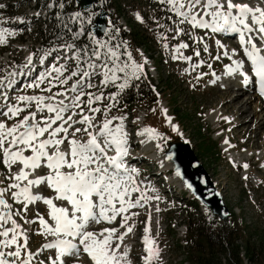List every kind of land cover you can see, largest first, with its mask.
I'll return each instance as SVG.
<instances>
[{"label":"snow or ice","instance_id":"1","mask_svg":"<svg viewBox=\"0 0 264 264\" xmlns=\"http://www.w3.org/2000/svg\"><path fill=\"white\" fill-rule=\"evenodd\" d=\"M157 3L171 22L165 26L155 15L149 17L156 28L163 29L158 33L163 47H169V39L183 35L195 45H203L207 53L205 37L234 33L244 58H233L239 56L237 49L229 51L215 39L218 50L224 51L212 59L228 58L225 74H238L245 84L250 73L254 75L255 90L264 97V0ZM70 5L71 0H44L31 13L34 18L55 21L51 47L43 54L39 49L29 53L18 69L27 77L23 88L39 92L12 96L9 90L20 91L14 87L18 73H8L7 79L0 75V264H133L130 246L124 244L138 215L132 209H150V202L159 200L147 187H140L145 182L137 181L138 170L128 163L126 113L111 114L121 94L130 86L139 87L138 82L146 78L145 63L136 61L127 41L120 38L121 28L111 19L106 25L95 22L94 18L103 15L96 10L103 7V0L81 10H69ZM7 7L0 3V24L24 19L5 17L2 10ZM135 19L147 23L139 11ZM198 30L203 36L196 34ZM5 33L15 35L7 29L0 32V44L5 43ZM188 47L184 41L174 45L171 58L191 61L192 56L181 51ZM34 55L41 66L38 75H32ZM140 55L146 62L142 52ZM193 55L200 56L199 47L193 48ZM162 111L171 122L166 109ZM171 128L177 131V125L171 124ZM143 131L149 138L163 137L152 127ZM243 167L247 169L248 164ZM135 193L139 195L134 197ZM41 203L46 206L45 214L37 210L30 217L31 209H38ZM118 218L119 228L98 227L112 225ZM36 221V234L44 242L33 250L30 240ZM143 232L146 255L141 260L158 264L160 249L148 235L147 225Z\"/></svg>","mask_w":264,"mask_h":264},{"label":"rangeland","instance_id":"2","mask_svg":"<svg viewBox=\"0 0 264 264\" xmlns=\"http://www.w3.org/2000/svg\"><path fill=\"white\" fill-rule=\"evenodd\" d=\"M154 1H155V4H158L157 0H154ZM127 2H135V0H127ZM27 6L30 8V5L27 4ZM157 10H158V15L157 14H153V15H155L159 19V23L161 25H165V26L169 25L171 22L166 19V15L163 14V11L161 10L159 5H158ZM123 17L125 18L124 15H123ZM122 21H125V20L122 19ZM154 27H155V30L153 33H154V40L156 41V44L154 47H152V50L150 51L151 53H153V51H157L159 54H161L162 57H165L169 52L172 53V47L174 45L179 44L181 41H184L183 36H180V37L176 38L175 40L169 39L168 40L169 47L165 48V47H163L162 37L158 35V33L162 32L163 29L162 28H156L155 23H154ZM167 35L171 36L172 34L168 33ZM38 41H40V38ZM38 41H34L33 35H31L28 38H25L24 43L20 42V43H22L21 45L19 42L14 43V45H12L10 51H16L17 56L18 55L24 56L26 54L27 50L31 49L30 45L32 44L33 46H36ZM212 47H213V45H212ZM213 53H215V51H213ZM155 54L156 53H154V55ZM194 57H196V56H194ZM199 57H196V58H199ZM134 58L136 59L137 62L142 61V57L140 56L138 51H136V55H134ZM157 60L158 61L160 60L159 63H157ZM155 64H156V66L158 65L157 69L159 70L158 75H157V81H158V79L160 80V81H158L159 82L158 87L161 88V86H162L163 94L158 95V99L150 98L151 95L149 94V87L146 85L140 84V82L142 81V82H144L150 86L152 84V80H150L149 76H148V78L142 79L141 81L138 82L139 87H136V89H139L142 94L143 93H146L147 95L149 94V99H151L152 102H150L149 104L146 105V108H147L146 113L143 114L141 108L138 110L139 115L136 116V119H132L130 117L129 113H126L125 128L129 134L128 137L130 138V140L135 141V133L142 130V127H144V123H145V125L147 124L149 127L154 125V127H156L157 129H160L162 131L163 130L166 131L165 135H163V137L158 139V141H160V142L162 141L163 145L161 146V149H162V151H164L165 150L164 147H166L169 144V142L180 141L183 138H185L186 135L183 131H180L179 128H177L178 131L172 130L171 124H170L171 122L166 121L165 113L162 111V109H166V115L168 117H170L172 109L177 114L183 112L184 117L181 120L184 123L183 128L186 130V132L188 134H189V129H192L193 124H196V126H200L201 129H204L203 132L207 131V133H208L205 136L206 137L205 139H204V136L201 137L197 131L194 132V137L191 134H189L187 137L190 139L194 153L199 158L200 162L206 168L208 173L211 175V178L215 182L216 186L220 187L222 194H224L225 203L231 207L236 206L239 209L238 211L235 210V212H236L237 216L239 218H241L245 224L250 226L249 231H253L254 229H257V230L264 229V197H263V192L262 191L260 192L262 197L260 195H256L258 191L255 192V195L250 196V198L252 200L257 201V203L259 204V208H258V204L255 201H251V202L248 201L247 197H249V194L246 193V191H244V189L241 187V183L239 184L240 179H239L238 174L235 171H233L232 169H230L229 164L226 162L225 158H223V156H221L219 154L220 148H219L218 143L220 144L221 140H222V143L224 142L225 133L222 132L221 134H223V135L216 136V133L218 131H220V129L214 133L215 127H214L213 123L215 125H217L218 121L213 122L208 117V113L211 110H215V108H220V110L218 112L219 115H220V112L223 115L233 114L232 109L234 108V105H232V106L227 105L228 103H231L229 101V99H227V98L232 96L231 95L232 93L230 91L228 92V91L222 90V89H210V90H207V91L205 90L202 92H198V91L194 90L191 92V91H189L188 87H186V85L181 83V81L176 76L174 71L167 67V65L163 62L162 58L161 59L159 57L155 58ZM152 66H153V64H152ZM149 68L151 70L150 74L152 76V79H153V81H155L156 75L154 76V73L151 69V66H149ZM223 70H224V68H223ZM223 70H222V72H223ZM172 73L174 74V76L168 75V74H172ZM170 78L173 80L170 81ZM164 81H167L169 83V85L171 86V88L168 87V85L165 86ZM222 85H224L223 82H222ZM225 85H226V83H225ZM141 93L136 95V97L137 98L141 97L142 96ZM155 95L157 96V94H155ZM162 97H163V101H165V99H166V101L168 100L167 104H170L169 105L170 109L167 106L166 107L164 106L165 103L162 102V100H161ZM167 97H169V99ZM235 99L236 100L241 99L242 101L246 100L244 98V94H242V93L238 94ZM255 99H254V102H252V105L255 103ZM236 100H234V101L232 100V103L235 102ZM141 103L146 104L147 101L142 100ZM114 112L117 113V111H112L111 114L113 115ZM252 112H254L253 108L249 109V107H248L246 110H242L241 114L238 113L237 118L234 119L237 123L236 128H235V132L238 135L237 138L239 139V141H241L240 139L244 140L243 144L246 148L252 147V146H248V144L249 143L251 144V142L253 145H257L259 141L262 142L261 136H262V134H264V125H263L264 123L261 126L258 125V129L256 128V130L254 131L255 121L254 122L252 121V120H254L253 117H251V115L253 114ZM259 113L264 114V108L263 107H262V110H259L257 114H259ZM121 114H124V113H121ZM145 117H147L146 120H144ZM250 117H251V121H249ZM247 118H248V120H246ZM221 124L222 123L220 122V125ZM251 124H253V125H251ZM244 125H246V126H244ZM222 126H223V124H222ZM224 128H226V130H227V127H223L222 130ZM259 129H260V131H259ZM261 131H262V133H261ZM211 138H213V140L216 143L215 148L213 149V152H214L213 158H210L213 155H211V152L208 151L209 148L211 149L215 144L214 142H211L210 144H208V141H211ZM198 140H201V141L198 142ZM155 143L157 144V141H155ZM131 146H132V150L136 149V150H138V154L141 153L140 149H139V147H141V145H139L138 143H134V144H131ZM137 146H139V147H137ZM142 148H143V146H142ZM163 148H164V150H163ZM144 151L145 150L143 149V151H142V154L144 155V157L142 156L143 166L145 168H149L150 171H152V169H154V170L157 169V164L155 162L151 163L150 157H153V156H151V154H149V152L147 153V151L144 153ZM157 151L161 152L160 149H157ZM222 153L223 152H221V154ZM230 154H232V153H229V155ZM214 159H217V160L213 161ZM154 178L157 179L158 176H155ZM159 189L161 191L163 190L162 189V181H160ZM182 216H184V218H182ZM158 218H159L158 223L160 222L159 223L160 226L164 227L165 220H164L163 214L159 213ZM173 218H177V220L180 221L179 222L180 224H177L176 226L173 227L174 232H175L176 229L179 230L183 226L186 218H185L183 211H182V215L175 214V216ZM178 225H181V227H178ZM181 234H182V232L177 231L176 234H174V238H177L179 241L182 242ZM160 236H162V242H166V234L162 233L160 231ZM135 238L136 237L134 235L130 236V239H131L130 244L132 246V250H131L130 255H131V258H132L134 263L143 264V262L141 260L139 241L136 240V244H134ZM168 238L170 239L171 236ZM158 241L160 244L162 243L161 239H158ZM161 250L163 251L162 259L159 260L158 264H189L188 262L184 263L185 254L183 252L176 251V252H173L170 254L169 250L167 252L164 251L163 248ZM229 256H230L229 252H226V254L223 255V259L225 260V258H227ZM186 260H187V258H186ZM256 263L259 264L260 262L258 260H256ZM240 264H250V262L246 258H244V260H242V263H240Z\"/></svg>","mask_w":264,"mask_h":264},{"label":"trees","instance_id":"3","mask_svg":"<svg viewBox=\"0 0 264 264\" xmlns=\"http://www.w3.org/2000/svg\"><path fill=\"white\" fill-rule=\"evenodd\" d=\"M110 1L117 8L119 5L122 8L118 0ZM120 11L118 10V12ZM145 33V30L133 27L132 31H130V37L134 45L141 46L147 50L150 49V44ZM134 95L135 91L127 92L125 101L133 103L136 99ZM208 151L212 153V149L209 148ZM188 225L191 229V234H189L187 258L191 264H221V259L226 252L230 254L226 258V264H240L239 251L242 250H244L247 258L254 261L258 260L259 264H264V236L257 235L258 240L251 242L249 239L250 234L240 244L236 242V239L241 234L238 226L235 224H229L228 227L210 229L205 224L200 226V220L195 221L189 218ZM254 231L256 232V230Z\"/></svg>","mask_w":264,"mask_h":264},{"label":"water","instance_id":"4","mask_svg":"<svg viewBox=\"0 0 264 264\" xmlns=\"http://www.w3.org/2000/svg\"><path fill=\"white\" fill-rule=\"evenodd\" d=\"M92 1L95 0H77L81 8L85 5H90ZM102 13L103 15L97 17L96 23H104L106 25V14L103 11ZM93 31H96V29L93 28ZM169 155L171 159H168ZM166 156L173 164L174 170L182 178L187 188L194 193L195 197L210 207L214 215H217L221 219L227 218L229 215L227 207L214 188L205 169L193 154L190 145L188 143L172 144L167 150Z\"/></svg>","mask_w":264,"mask_h":264},{"label":"bare ground","instance_id":"5","mask_svg":"<svg viewBox=\"0 0 264 264\" xmlns=\"http://www.w3.org/2000/svg\"><path fill=\"white\" fill-rule=\"evenodd\" d=\"M219 76L220 77H224V78H226L224 81H223V86H226L225 85V81H227L228 79V82L229 83H231V88H227V89H224V90H226V91H230L232 94V96H230L229 98H227V99H229V101L231 102V103H228L227 105L228 106H232V105H234V108L232 109V113L233 114H231L228 118L230 119L231 117H233V119L235 118H237V114L238 113H242V110H246L248 107H249V109L250 108H253V110H254V112H252L253 114L251 115V117H253V119L254 120H252L253 122L255 121V124H254V126H255V129H254V131L256 130V128L258 129V125H262L263 123H264V114H261V113H259V114H257L258 113V111L261 109V107L262 106H260V104H256V103H254L253 105H252V102H254V99L255 98H257V96L254 94V93H251L250 95H248V97H247V100H244V101H242L241 99H238V100H236L235 98L237 97V95L238 94H240L242 91L240 90H238L237 89V87H236V85H238L239 86V83H238V74H225V69L223 70V72L221 73V74H219ZM227 93V92H226ZM234 94V95H233ZM232 100L234 101V100H236L235 102H233L232 103ZM230 104V105H229ZM219 110H220V108H215V110H211L209 113H208V117L213 121V122H215V121H218L220 118H219V114H218V112H219ZM257 111V112H256ZM241 117V116H240ZM247 117V116H246ZM251 117L249 118L250 120L249 121H251ZM246 120H248V118L246 119ZM245 121V120H244ZM240 122V121H239ZM251 125H253V124H251ZM264 125V124H263ZM244 126H246V125H244ZM143 128V127H142ZM248 129V128H247ZM253 130V129H252ZM259 131H260V129H259ZM258 132V131H257ZM261 133H262V131H261ZM261 138H262V140H263V142H264V134H262V136H261ZM227 140V143H225V141ZM224 142H223V149L224 150H229V146H230V141H229V139L227 138ZM136 141H138L139 143H141L142 144V146H143V149L145 150V151H147V152H150V151H152V152H150V154H151V156H153V158L154 157H157V158H161V160H162V162H163V164H162V166H161V169L164 171V170H166V169H170V163L167 161H165V159H164V155H163V152H159V151H157V147H156V143H155V141L152 139V138H149V136H148V134L146 133V132H144L143 131V133H141L139 136H138V139L136 140ZM141 141H143V142H141ZM259 152H262V150H259ZM247 153L246 152H244V154L243 155H246ZM230 157H240V158H242L238 153H232V154H230L229 155ZM241 164H243V162H241V161H239ZM263 168H264V164H262L261 165ZM173 179H174V181H172V183L171 184H173L174 185V187H175V190H176V192L174 193L175 194V196H177L178 194H180V191H181V189H180V186H178V185H181V182H177L178 180H179V177L177 176V174H173ZM181 195H184V194H180V196L179 197H181ZM186 197V196H185ZM191 206L192 207H195L196 206V204L195 203H192L191 204ZM160 223V222H159ZM158 223V224H159ZM182 225V224H181ZM147 226L150 228V222H148V224H147ZM177 228V227H176ZM178 234V233H177ZM180 236V235H179ZM153 240H154V238H153ZM130 254H131V251H130ZM144 255H146V254H144Z\"/></svg>","mask_w":264,"mask_h":264}]
</instances>
